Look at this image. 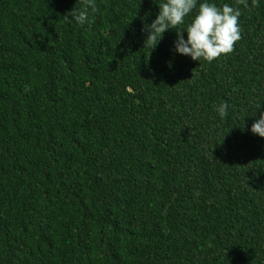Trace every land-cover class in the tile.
<instances>
[{"label": "trees", "instance_id": "obj_1", "mask_svg": "<svg viewBox=\"0 0 264 264\" xmlns=\"http://www.w3.org/2000/svg\"><path fill=\"white\" fill-rule=\"evenodd\" d=\"M214 2L209 63L173 50L196 10L152 49L154 0H0V264H264V0Z\"/></svg>", "mask_w": 264, "mask_h": 264}, {"label": "clouds", "instance_id": "obj_2", "mask_svg": "<svg viewBox=\"0 0 264 264\" xmlns=\"http://www.w3.org/2000/svg\"><path fill=\"white\" fill-rule=\"evenodd\" d=\"M154 2L157 3L156 0ZM157 4L159 11L156 18L150 24H145L143 29L149 33L148 37L151 36V43L154 45L152 49L161 41L166 30H177L178 26L185 24V18L194 10L195 15L187 27L177 31V38L173 42L175 53L210 63L222 54L231 53L235 43L241 38L242 13L229 4L218 7L214 0H164ZM96 11V0H81L79 9L72 10L68 15L83 26L94 22L93 14ZM183 32L187 33V38ZM230 107L224 101L215 110L223 118ZM251 132L264 137V113L252 124Z\"/></svg>", "mask_w": 264, "mask_h": 264}]
</instances>
